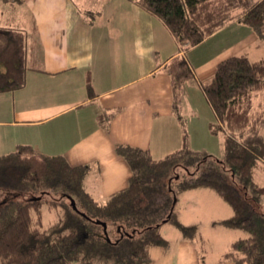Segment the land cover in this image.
<instances>
[{
	"label": "trees",
	"instance_id": "16d2710c",
	"mask_svg": "<svg viewBox=\"0 0 264 264\" xmlns=\"http://www.w3.org/2000/svg\"><path fill=\"white\" fill-rule=\"evenodd\" d=\"M136 1L165 23L185 54L234 21L264 42V0ZM28 54L27 32L0 23V93L25 85ZM163 70L176 108L193 69L181 55ZM202 87L217 118L209 129L224 134L222 156L185 143L155 159L148 149L118 144L132 176L104 201L84 187L88 165L26 144L0 154V264H147L152 247L167 244L165 223L195 238L197 225L182 224L176 212L179 193L194 188L213 190L233 210L221 223L248 233L219 262L264 264V58L228 57Z\"/></svg>",
	"mask_w": 264,
	"mask_h": 264
},
{
	"label": "crops",
	"instance_id": "0c3cea01",
	"mask_svg": "<svg viewBox=\"0 0 264 264\" xmlns=\"http://www.w3.org/2000/svg\"><path fill=\"white\" fill-rule=\"evenodd\" d=\"M13 1L27 4L29 14L0 7V23L27 32L28 69L22 88L0 93V154L26 144L41 154L63 155L72 165H88V173L95 171V183L87 182V173L84 187L100 200L127 187L132 176L128 162L116 151L118 144L148 149L155 159L185 143L191 150L208 149L215 155L211 144L220 148L224 134L216 138L209 129L217 118L202 83L212 78L220 61L247 53L244 39L259 47L249 26L231 22L185 54L165 23L136 0ZM30 3H37V9L31 10ZM181 55L194 76L174 108L171 79L163 68ZM182 114L189 116L193 131L190 124L183 125ZM184 192L208 209L205 219L197 221L178 213L182 224L221 220L214 214L219 195L213 190ZM232 215L228 212L225 218ZM167 225L161 228L164 238H175L181 246L172 250L167 241L161 249L165 260H179L178 249L192 264H199L196 241L175 224V229Z\"/></svg>",
	"mask_w": 264,
	"mask_h": 264
},
{
	"label": "rangeland",
	"instance_id": "374dc122",
	"mask_svg": "<svg viewBox=\"0 0 264 264\" xmlns=\"http://www.w3.org/2000/svg\"><path fill=\"white\" fill-rule=\"evenodd\" d=\"M0 7H3L6 10V12H8V11L13 12V10H15L17 8L19 10V13L23 14V16H27V14H29L27 11V8H26V7H28L27 4H24V5L19 4L17 1H13V0L6 2V4H1ZM30 8H31V10H32V8H34V10H36L37 9V3H30ZM30 21H32V16L30 18ZM29 24H30V29H31L33 26V23L30 22ZM244 40H247V41L244 43V45H242V47L243 46L247 47V50H245V51H247L248 56L251 59L255 60L257 58L258 59L264 58V42H262L258 38L257 40L259 42V45H258L259 47L256 48L255 46H251L248 43V39H244ZM39 49H40V47H39ZM35 50H38V48H35L34 51ZM205 106H206V108H209V107H207L206 103H205ZM200 111L203 114H206L205 109H201ZM188 117L189 116H187V115H183L184 120L182 121V123L185 127H189V124H190L191 131H193L194 127L192 125L191 120H188ZM194 118H197V115L194 116ZM222 136H223V133H221V132H220V134L216 133V135H215L216 138L217 137L221 138ZM211 141H212V139H211ZM211 147H214L215 156H217V157L222 156V154H223V142H222V144H220V148H217V146H215V144H213V143L211 144ZM204 149H206V148H204ZM195 151L203 152L202 150H195ZM209 151L210 150L207 149L204 152L209 153ZM182 162L187 164V160H183ZM177 170L179 173H183L185 169L183 167H179ZM95 177H96L95 171L92 170V172L88 173L87 182L95 183ZM258 181H262V180L258 178ZM85 186L87 187V183ZM90 191H91V189H90ZM91 193H92V191H91ZM184 193L185 192L179 193V200H178V204L176 207L177 214L180 212L188 213L190 215V218L195 217L196 221H197V219H205L204 213L207 211L208 207L205 206L204 208H200L199 204L192 202L193 198L190 197V193H185V194ZM92 195L94 197H96L93 193H92ZM217 198H219V199L214 204L213 209H214V214L216 213L218 215L217 217L220 218L221 220L209 222L206 219V220L201 221V223L199 225H197V233H196L195 238H193V240L196 241L195 244H196L197 252L195 255L198 257V261L200 262L199 264H228V263H225L227 261L219 262L221 256L224 254V252H226L229 249V247L233 241H235L236 239H239L241 236L248 235V233L245 232L244 230L230 228V227H227L221 223L222 219H226L225 217H227V213L228 212L232 213L233 210H232L231 206L227 202H225L220 196ZM96 199H98L99 201H104L107 198L100 200V198L97 197ZM212 210H210V211H212ZM167 228H174L175 229L176 227L173 223H168ZM179 236H181V235H179ZM167 241H168L169 246L172 248V250H174L175 246H181V243L177 242V240L175 238H172L171 240H167ZM163 246L164 245H157V246L152 247L151 253H150L151 254L150 261L147 264H192L191 260L188 258V255L185 253H183V254L180 253V251L178 249L175 252V255L179 256L180 261L177 259V257H176V259H174V258H172V256H170V259L165 260V257H164L165 255L163 254V252L161 250L163 248ZM181 258H183V259H181Z\"/></svg>",
	"mask_w": 264,
	"mask_h": 264
}]
</instances>
